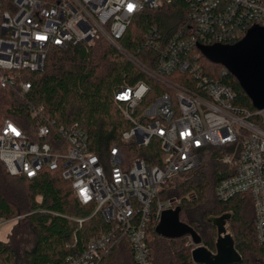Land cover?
<instances>
[{
    "label": "built area",
    "instance_id": "obj_1",
    "mask_svg": "<svg viewBox=\"0 0 264 264\" xmlns=\"http://www.w3.org/2000/svg\"><path fill=\"white\" fill-rule=\"evenodd\" d=\"M174 1L0 0L1 87L27 91L31 82L24 76L42 71L53 48L92 45L103 38L167 89L140 114L135 107L149 91L145 82L114 94L132 123L123 140L137 146L159 140L160 156L154 164L142 158L128 163L118 146L111 148L108 159H101L90 150L78 123L59 125L42 115L32 139L16 121L4 120L0 159L12 175L34 178L43 170H60L79 201L95 203L94 213L111 223L108 231L63 264H101L105 252L122 238L129 240L136 264H153L147 231L158 193L175 176L198 167L204 149L231 144L239 147L222 161L232 173L217 184L216 196L222 201L239 194L251 196L256 235L264 248V108L250 111L238 106L237 91L223 79L228 70L208 74L196 51L197 46L236 43L251 26H264V0H179L184 7L181 27L166 39L155 26L145 35L143 48L155 52L148 62L124 46L122 39L136 15ZM175 72L187 73L188 82L173 79ZM33 112L41 115L42 108ZM175 205L158 202L157 220ZM15 221L2 219L0 225Z\"/></svg>",
    "mask_w": 264,
    "mask_h": 264
},
{
    "label": "trees",
    "instance_id": "obj_2",
    "mask_svg": "<svg viewBox=\"0 0 264 264\" xmlns=\"http://www.w3.org/2000/svg\"><path fill=\"white\" fill-rule=\"evenodd\" d=\"M183 12L179 0L143 10L125 33L124 46L148 62L150 55L155 56L151 49L143 48L148 30L155 26L166 39L181 27ZM196 51L208 74H219L225 68L211 62L201 46ZM171 77L184 84L189 79L187 73L175 72ZM24 78L31 82L27 91L0 86V130L4 120L11 118L36 139V127L44 115L59 125L78 123L88 136L90 150L103 160L108 159L113 146H118L128 163L138 158L150 164L158 162L159 140L153 139L148 146L123 140L122 134L132 123L115 102L114 94L122 87L145 82L149 91L135 107L136 114H140L167 89L137 69L107 40L99 38L92 45L53 48L45 68ZM223 79L237 91L236 104L255 111L238 80L230 73ZM34 108H42L41 115H35ZM236 147L239 144L207 147L198 167L175 176L160 190L147 231L153 264H200L192 260L193 244L188 242V236L168 239L156 233L158 202L168 201L181 207V220L192 226L200 234L202 244L212 251H216L217 229L211 218L231 213L235 247L242 256L239 264H264L251 196L239 194L222 201L215 192L217 184L232 173L222 157ZM95 208V203L79 201L60 170H43L34 178L12 175L0 159V220L18 217L7 239L0 238V264H63L66 257L81 253L92 238L110 229L111 223L100 212L94 213ZM101 264H136L129 240L122 238L107 250Z\"/></svg>",
    "mask_w": 264,
    "mask_h": 264
},
{
    "label": "water",
    "instance_id": "obj_3",
    "mask_svg": "<svg viewBox=\"0 0 264 264\" xmlns=\"http://www.w3.org/2000/svg\"><path fill=\"white\" fill-rule=\"evenodd\" d=\"M201 49L211 62L223 65L238 80L256 109L264 108V26H251L245 36L236 43L201 46ZM180 212L179 205L166 208L156 224V233L168 239L191 237L194 244L191 255L195 263H241L242 256L236 249L234 236L227 227L232 219L231 213L211 218L217 229L216 251H212L202 244L200 234L181 220Z\"/></svg>",
    "mask_w": 264,
    "mask_h": 264
},
{
    "label": "rangeland",
    "instance_id": "obj_4",
    "mask_svg": "<svg viewBox=\"0 0 264 264\" xmlns=\"http://www.w3.org/2000/svg\"><path fill=\"white\" fill-rule=\"evenodd\" d=\"M18 217H16V219H17ZM231 223V222H230ZM12 226H13V223H10V224H1L0 225V238L2 239V240H6L7 239V237H8V235H9V233L11 232V229H12ZM227 227H228V231H230L231 233H232V235H233V232H232V230H231V227H230V224H228L227 225ZM234 236V235H233ZM189 239V238H188ZM188 242H190V240H188ZM191 243V242H190ZM191 244H193V243H191ZM193 247H194V244H193Z\"/></svg>",
    "mask_w": 264,
    "mask_h": 264
},
{
    "label": "snow or ice",
    "instance_id": "obj_5",
    "mask_svg": "<svg viewBox=\"0 0 264 264\" xmlns=\"http://www.w3.org/2000/svg\"><path fill=\"white\" fill-rule=\"evenodd\" d=\"M131 7H132V6L130 5V6H129L130 10H131Z\"/></svg>",
    "mask_w": 264,
    "mask_h": 264
}]
</instances>
